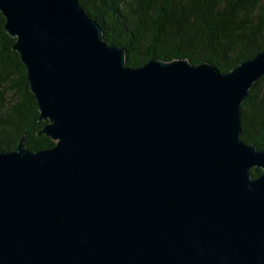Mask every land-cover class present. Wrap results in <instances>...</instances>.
Instances as JSON below:
<instances>
[{
	"label": "water",
	"instance_id": "1",
	"mask_svg": "<svg viewBox=\"0 0 264 264\" xmlns=\"http://www.w3.org/2000/svg\"><path fill=\"white\" fill-rule=\"evenodd\" d=\"M0 13L54 142L0 152V264H264V150L240 121L264 50L132 68L79 0Z\"/></svg>",
	"mask_w": 264,
	"mask_h": 264
},
{
	"label": "trees",
	"instance_id": "2",
	"mask_svg": "<svg viewBox=\"0 0 264 264\" xmlns=\"http://www.w3.org/2000/svg\"><path fill=\"white\" fill-rule=\"evenodd\" d=\"M102 30L106 44L123 48L126 65L137 68L155 59L208 63L220 72L253 59L264 50V0H79ZM0 13V152L14 151L22 138L30 152L54 142L38 135L39 121L26 70L13 50ZM241 140L264 150V76L240 107ZM253 178L261 171L252 169Z\"/></svg>",
	"mask_w": 264,
	"mask_h": 264
}]
</instances>
